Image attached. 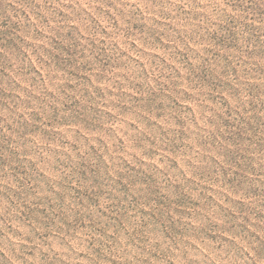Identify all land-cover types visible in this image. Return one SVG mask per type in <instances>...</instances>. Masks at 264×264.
I'll use <instances>...</instances> for the list:
<instances>
[{
    "label": "rangeland",
    "instance_id": "1",
    "mask_svg": "<svg viewBox=\"0 0 264 264\" xmlns=\"http://www.w3.org/2000/svg\"><path fill=\"white\" fill-rule=\"evenodd\" d=\"M0 264H264V0H0Z\"/></svg>",
    "mask_w": 264,
    "mask_h": 264
}]
</instances>
